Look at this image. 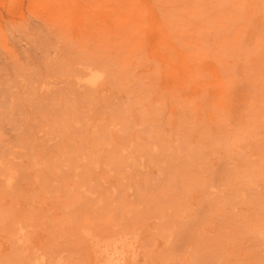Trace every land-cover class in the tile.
I'll return each mask as SVG.
<instances>
[{"label": "rangeland", "instance_id": "obj_1", "mask_svg": "<svg viewBox=\"0 0 264 264\" xmlns=\"http://www.w3.org/2000/svg\"><path fill=\"white\" fill-rule=\"evenodd\" d=\"M0 264H264V0H0Z\"/></svg>", "mask_w": 264, "mask_h": 264}, {"label": "bare ground", "instance_id": "obj_2", "mask_svg": "<svg viewBox=\"0 0 264 264\" xmlns=\"http://www.w3.org/2000/svg\"><path fill=\"white\" fill-rule=\"evenodd\" d=\"M98 78H99V76L97 75V74H91L87 79H86V82H88V83H93V82H95L96 80H98ZM107 250V249H106ZM119 250H117L116 248L115 249H113V252H111V254H113V255H111V256H114L115 255V253H117ZM103 252H105V253H107L105 250H103ZM118 257V256H117Z\"/></svg>", "mask_w": 264, "mask_h": 264}]
</instances>
